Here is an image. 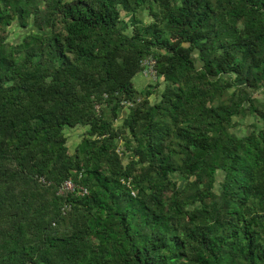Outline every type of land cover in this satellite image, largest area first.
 <instances>
[{
  "label": "trees",
  "instance_id": "obj_1",
  "mask_svg": "<svg viewBox=\"0 0 264 264\" xmlns=\"http://www.w3.org/2000/svg\"><path fill=\"white\" fill-rule=\"evenodd\" d=\"M262 97L264 0H0V264H264Z\"/></svg>",
  "mask_w": 264,
  "mask_h": 264
},
{
  "label": "rangeland",
  "instance_id": "obj_2",
  "mask_svg": "<svg viewBox=\"0 0 264 264\" xmlns=\"http://www.w3.org/2000/svg\"><path fill=\"white\" fill-rule=\"evenodd\" d=\"M124 14V12H123ZM149 16L145 14V20L149 21ZM25 30L20 28L18 25L14 24L10 27V39L11 40H19L22 37V34ZM135 85L139 91H143L146 89H155V92L150 95V100L152 102L157 101L160 98V92L163 91L165 88V83L163 82L162 78H159L158 76H150V74H146L144 71L138 73L134 78ZM264 99V97H262ZM125 113H123L124 115ZM123 117V116H122ZM122 117L116 120V124H120L122 122ZM239 124L234 127V130L239 133L240 135H243L249 130H252L253 123L256 122L260 128L264 127V121L260 120L259 118L248 115L244 118L237 119ZM86 128L78 126L75 128H67L65 130L67 136H68V146L70 149V152L73 153L78 143L82 140L83 134L85 132ZM222 178V172L218 171L217 173V179L218 182ZM218 186V183H217Z\"/></svg>",
  "mask_w": 264,
  "mask_h": 264
},
{
  "label": "built area",
  "instance_id": "obj_3",
  "mask_svg": "<svg viewBox=\"0 0 264 264\" xmlns=\"http://www.w3.org/2000/svg\"><path fill=\"white\" fill-rule=\"evenodd\" d=\"M143 71L148 75L150 74V76H158V73L156 70V61L152 57H149L144 60V70ZM77 187L80 189V192L82 194L88 193V189L86 187L77 186L76 183L72 179H68L63 183L62 187L60 188V192L62 194L72 192V191H75ZM133 194H135V192H133Z\"/></svg>",
  "mask_w": 264,
  "mask_h": 264
}]
</instances>
